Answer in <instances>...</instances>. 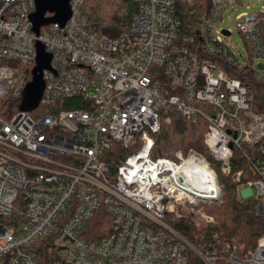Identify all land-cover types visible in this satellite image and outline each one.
Wrapping results in <instances>:
<instances>
[{
  "label": "built area",
  "instance_id": "1",
  "mask_svg": "<svg viewBox=\"0 0 264 264\" xmlns=\"http://www.w3.org/2000/svg\"><path fill=\"white\" fill-rule=\"evenodd\" d=\"M86 1L71 0L64 28L45 26L37 35L35 0H0V264H264V233L244 251L195 243L180 230L201 226L197 215L214 221L202 207L222 192L205 157H152L168 106L207 121L204 141L223 174L231 173L236 147L264 140L252 89L227 71L248 68L264 81V7L238 18L248 46L242 64L222 39L231 31L217 29L229 0H208L196 36L181 33V13L197 0H133L137 12L117 37L97 32L81 12ZM38 44L50 68L38 106L23 110ZM118 145L132 152L112 169L107 159ZM193 158L210 173H197ZM254 171L264 176L263 164ZM241 175L233 180L248 187L242 201L262 198L264 179L242 183ZM256 211L264 216V198ZM103 212L109 231L87 236Z\"/></svg>",
  "mask_w": 264,
  "mask_h": 264
},
{
  "label": "trees",
  "instance_id": "2",
  "mask_svg": "<svg viewBox=\"0 0 264 264\" xmlns=\"http://www.w3.org/2000/svg\"><path fill=\"white\" fill-rule=\"evenodd\" d=\"M103 7L108 9L106 13H103ZM208 9V0H197L192 6H184L181 13V33L196 36L198 23ZM81 12L99 34L117 37L129 29L137 12V5L133 0H87L81 7ZM227 71L230 76L250 86L253 95L252 111L264 115V81L256 79L248 68L229 67ZM195 105L207 112L215 110L207 103L197 102ZM66 106L68 109L79 107L78 104L71 103ZM207 131L208 123L204 118L196 122L187 120L179 115L175 107L168 106L163 112L162 129L156 137L152 157L175 159L178 151H181L185 157L191 153L205 157L217 173L222 192L219 202L204 205V210L213 217L214 221L205 226L179 228L195 243L216 240L228 245H236L244 251H252L257 240L264 233V216H259L256 211L258 202L264 196L240 200L237 195L239 183L233 178L240 172L242 183L264 179V176L254 171L256 163L259 162L264 166V140L256 144L243 143L236 147L230 163L231 173L226 175L221 172V165L213 159L205 144ZM131 152L118 145L111 154L112 157L107 159L108 165L115 169ZM111 224V216L105 212L100 213L89 222L87 236L99 239L107 234Z\"/></svg>",
  "mask_w": 264,
  "mask_h": 264
},
{
  "label": "water",
  "instance_id": "3",
  "mask_svg": "<svg viewBox=\"0 0 264 264\" xmlns=\"http://www.w3.org/2000/svg\"><path fill=\"white\" fill-rule=\"evenodd\" d=\"M35 8L31 21L33 31L37 35L45 26L58 25L64 28L72 16L71 0H35ZM225 33L228 34L226 31ZM37 47V67L33 71V81L27 89L23 110H32L38 106L45 89L43 71L50 68L51 56L45 53L41 44H38ZM259 68L264 70V65H259Z\"/></svg>",
  "mask_w": 264,
  "mask_h": 264
},
{
  "label": "rangeland",
  "instance_id": "4",
  "mask_svg": "<svg viewBox=\"0 0 264 264\" xmlns=\"http://www.w3.org/2000/svg\"><path fill=\"white\" fill-rule=\"evenodd\" d=\"M110 9V6H108ZM262 7H264V0H241V2H238L236 0H229V4L227 8L225 9L223 13V20L217 27L218 30H229L231 31V36L225 37L222 36L223 41L228 44L231 47V50L237 55L239 61L242 64H245L247 61L248 56V46L245 41V38L239 33L237 29V22L238 18L242 14L247 15H254L258 12L262 11ZM107 8L103 7V13L107 12ZM47 30L44 28V31ZM252 192L255 194L257 193L255 188H251ZM245 190H248V187L241 188L239 187L237 190V195L240 200H243V192ZM204 205H212V204H204ZM204 205L202 207L203 212H205L206 215L210 216L205 210ZM197 210H201V206L197 208ZM194 220L197 222H200L202 225H207L206 222L203 219L202 215H197L194 217Z\"/></svg>",
  "mask_w": 264,
  "mask_h": 264
},
{
  "label": "bare ground",
  "instance_id": "5",
  "mask_svg": "<svg viewBox=\"0 0 264 264\" xmlns=\"http://www.w3.org/2000/svg\"><path fill=\"white\" fill-rule=\"evenodd\" d=\"M191 162L194 167V170L197 173H210V170L204 162L195 160L194 158L191 160Z\"/></svg>",
  "mask_w": 264,
  "mask_h": 264
}]
</instances>
